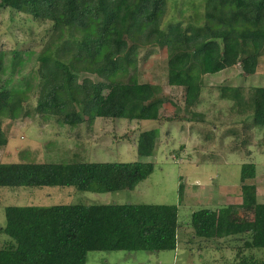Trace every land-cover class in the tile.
Returning <instances> with one entry per match:
<instances>
[{
  "label": "trees",
  "instance_id": "obj_1",
  "mask_svg": "<svg viewBox=\"0 0 264 264\" xmlns=\"http://www.w3.org/2000/svg\"><path fill=\"white\" fill-rule=\"evenodd\" d=\"M168 2L0 0L3 7L51 23L37 56L38 69L24 83H0V148L7 145L9 133L2 128L3 119L15 120L30 111L70 126H91L98 117L156 120L167 104L175 106L177 115L179 106L160 85L128 75L136 71L143 50L144 58L156 48L166 53L167 84L183 88L186 105L197 102L203 74L236 64L247 75L256 72L264 51V0H204L201 23L189 18L162 27ZM2 59L0 74L6 68ZM31 91L37 96L30 110ZM232 98L244 101L239 92ZM248 103L251 125L264 127V86L252 88ZM157 136L155 129L138 134L141 156L153 154ZM152 171L153 163L142 161L0 162V187L72 186L106 193L133 189ZM255 175V163L241 165L242 204L253 208V219L235 222L228 206L201 208L191 213L196 237L245 235L238 255L240 247L264 249V203L257 201L255 184L246 182ZM4 214L0 232L11 240L0 245V264H85L89 251L173 250L177 243L175 204L9 205ZM239 263L264 264L252 255Z\"/></svg>",
  "mask_w": 264,
  "mask_h": 264
},
{
  "label": "rangeland",
  "instance_id": "obj_2",
  "mask_svg": "<svg viewBox=\"0 0 264 264\" xmlns=\"http://www.w3.org/2000/svg\"><path fill=\"white\" fill-rule=\"evenodd\" d=\"M204 7V0H169L161 26L169 21L185 23L189 18L201 23ZM50 24L0 5V59L6 66L0 83L7 79L8 87L24 83V78L38 69L37 56L48 38ZM146 53H140L136 71L128 75L134 74L139 82L160 85L179 106L177 115L175 106L167 104L156 120L98 117L91 126H70L30 111L28 116L15 120L3 119L2 128L9 133L7 145L0 148V162L142 161L153 163L152 173L133 189L106 193L80 191L72 186L0 187V228L5 225L4 208L9 205L175 204V249L89 251L85 264H240V258L249 255L264 262V249L240 247L237 254L245 235L199 238L190 223L193 211L224 206L230 207L235 222L253 219V208L244 206L241 198L240 171L246 162L256 166L255 177L246 182L255 184L257 201L264 203V127L251 125L252 108L248 103L252 88L264 86V51L254 74H245L239 64L203 74L200 95L191 105L184 103L182 87L167 84L166 53L156 48L144 58ZM82 76L99 79L95 75ZM236 92L245 102L232 98ZM36 96L34 91L28 94L30 110ZM150 129L158 133L154 152L141 156L137 137ZM9 240L0 232V245Z\"/></svg>",
  "mask_w": 264,
  "mask_h": 264
}]
</instances>
